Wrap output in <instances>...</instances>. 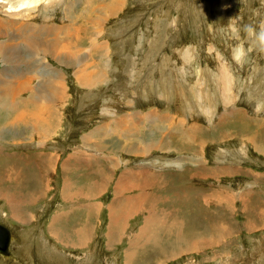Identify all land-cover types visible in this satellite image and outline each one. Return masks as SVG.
<instances>
[{
  "label": "rangeland",
  "instance_id": "1",
  "mask_svg": "<svg viewBox=\"0 0 264 264\" xmlns=\"http://www.w3.org/2000/svg\"><path fill=\"white\" fill-rule=\"evenodd\" d=\"M26 1L32 0L0 2V47L25 46L40 54L39 47L45 46L51 59L45 61L48 70L41 77L55 80L54 84L45 85L43 96L53 98L61 108L66 104L64 93L67 98L70 96L62 129L52 138L47 136L44 148L68 157L71 146L78 144L84 133L97 129L99 119V130L91 134V140L93 148L102 150V156L117 161L118 168H111L112 177L126 174L123 168L132 164L143 173L158 170L169 178L162 194L168 192V200L159 209L172 212V207L176 208L180 226L174 233L181 235V241L160 236L157 244H147L136 239L140 232L137 226L145 219L140 216L126 220V232L119 230L124 237L121 239L120 234L110 243L105 228L107 218L104 220L106 210H99L98 217L93 218L94 212L90 213L94 240L87 249L60 251L59 243L66 248L70 244L48 231L47 224L56 214L52 211L67 213L66 221L73 224L88 211L80 213L79 205H105L111 196L108 192L93 201L78 198L64 202L59 195L58 168L49 178V190L44 197L39 195L33 205L20 206L28 193L20 199L12 196L11 203L0 193V222L12 229L15 238L11 254L0 256V264H264V51L257 37L245 31V26L251 25L259 32L264 23V0H41L17 9ZM76 18L87 21L81 27L80 20L75 23L80 27L79 33L77 28H69ZM33 23L40 25L39 31L33 32ZM7 27L8 33L2 30ZM27 33L31 37L25 36ZM98 41L108 44L110 50V64H101V69L95 62L101 60L100 55L89 54L91 44L94 47ZM241 45L244 55L237 62L234 52ZM22 55L15 51L16 65L7 64L3 70L30 69L28 64H17ZM16 91L11 94L14 96ZM24 97L17 96L21 100ZM137 110L141 118L142 112L168 117H159L158 131L143 126L140 140L131 137L134 131H128L125 136L130 141L126 143L116 142L112 134L100 128L107 119L114 125L130 114L133 119L128 124H133ZM103 114L107 119H103ZM167 125L176 127L170 131ZM0 127L4 129L0 133V149L11 134L15 138L12 143L21 145L23 137L18 140L15 136L19 131L4 124ZM27 130L26 136L33 127L27 125ZM83 136L90 141V135ZM173 136L179 139L173 140ZM100 140L106 143H102L105 149H98ZM34 143L40 148L37 136ZM150 143L157 145L152 154L147 151ZM26 145L30 144L23 142L22 147ZM82 146L78 144V148ZM105 158H100V163L108 168L112 164ZM2 161L0 156V192L5 193L7 188L14 191L12 185L23 178L24 170L9 167L16 160H8V166ZM201 163L211 172L205 180L193 179L190 172ZM25 167L32 172L39 168L33 163ZM38 173L42 178V172ZM24 179L34 180L29 188L46 190L40 180L37 187L36 175L27 174ZM212 189L237 197L233 209L209 204L211 197L204 200V194ZM14 193L20 196L19 192ZM28 216L34 219L29 220ZM69 228L70 225L68 231ZM189 233L198 235L200 240L213 237L211 241H216L187 249V243L192 242L186 236ZM182 236L187 238L183 240Z\"/></svg>",
  "mask_w": 264,
  "mask_h": 264
},
{
  "label": "crops",
  "instance_id": "2",
  "mask_svg": "<svg viewBox=\"0 0 264 264\" xmlns=\"http://www.w3.org/2000/svg\"><path fill=\"white\" fill-rule=\"evenodd\" d=\"M24 17L20 18L19 20H23ZM79 20L81 22L80 27L87 23L84 18H76L69 27L72 29L77 28L78 33L80 32V27H78L79 25L77 26L75 23ZM88 24H92V22H89ZM32 27L34 29L33 32H35L39 29L40 25L33 23ZM8 28L9 27L4 28L2 30L8 33ZM11 32L14 31L11 30ZM78 33L75 34V39H78ZM25 36L31 37V34L27 33ZM34 36L40 35L34 33ZM76 42L78 43V40H76ZM105 45L99 43L98 41V43H96L94 47L91 44L89 49V54L91 53V55H100L101 60L96 58L97 60L95 61L99 63V69L103 68L102 65L110 64V59L107 58V56L110 55V50L108 44ZM6 47L7 52L5 54L4 51L6 50ZM6 47H0V52L3 51V57L0 58L2 59L0 63V91H4L3 94L0 93V125L4 124L5 127H12V129L19 131L16 132L15 136L18 138V140L20 138L22 139V137L23 139L21 140V145L12 143L15 142V140H13L15 138L14 135L11 134L6 139L5 143L7 144L2 148L4 150L2 151V149H0V156H2V162L5 163L6 166L9 165L7 163L8 160L11 162H13V160H16V163L9 165V167L12 166L18 169V171H22V169L24 170L23 178L15 180V182L13 183L15 185H12L16 189L14 191L19 192L20 196L15 194L14 191H11L10 188H7V191L5 193L0 192L2 196L7 198V203H11L12 196L15 199H20L24 194L28 193L26 200L24 199V202L20 206L35 204L37 200L39 201V195H41L42 198V196L45 195L46 192L49 190L51 180L49 178H52L57 173V169L59 168L61 173L59 172L60 174H58L56 178L60 176L61 187L59 195H61V200H63L64 202L67 199L69 200V202H73L75 201V199L87 200L86 202L90 200L93 201L95 197L98 198L108 192L111 196L110 203H106L105 205H102L101 203H97L96 206L90 205L89 203L79 205L77 209L81 210L80 213L85 211V209L88 211L82 214V220L77 221V219H75V222L73 224H71L72 222L66 221V219L69 217L67 213L62 214V210L52 211V213L56 212V214L50 220L49 224H47V226L49 225L48 231L54 237L58 236L59 238L61 236L62 238H64L65 241L63 243L70 244L69 248H66L58 242L59 247L61 248L60 251L71 252L76 249H87L88 243H92V241L94 240V233H92V231L94 230H92V221L89 222L90 213L94 212L93 218L96 216L98 217L99 210H106L104 220H106L107 218L105 228L108 229V238L110 239V243L112 241H115L120 234L121 239L124 237L119 230L122 229V232H126L125 229H123L126 226V220H128L129 218L137 220L140 216H145V219L143 220V222L141 221V223L137 226V229H139L140 232L135 235L136 239H140V241L145 240L144 243L147 244L155 243L151 238L157 233H159V231L167 230V227L161 228L153 216H150L145 212L142 213L143 211L141 203L139 202V200H137L138 196L146 194V192L148 191V184L154 182V172L152 170H149L143 173L142 170H136L138 169V166L131 164L130 168H125L126 164H123L125 166L123 170L126 174L119 173L118 176L112 177L110 175V173H113L111 171V168L118 167L115 166V162H113V160H107L104 156H102L104 155V153H100V151L102 150H97L93 148V141L91 140V134L99 130V126L97 125L98 122H100L98 121L99 119L96 121L97 129L95 131L91 129L88 131V133L83 134L90 135V141L86 139L88 136L85 137L82 135V140L83 137H85L86 140H80L78 144L80 145L82 143L83 146L79 148L78 144H76L75 146H71L72 152H70L68 157L66 156L65 158H63L60 156L61 154L56 151L54 152L52 150H46L44 147L48 144L47 136L50 134V137L52 138L59 133L58 131L61 128V121L64 116L66 117V114L64 113L66 105L70 101V96L67 98L66 92L64 93L62 99L64 100V102H66V104L63 108L58 107L56 103L59 102H56L55 100H53V98L43 96L42 89L45 87L46 84H54L55 80L53 78L46 79L41 77V74L44 71L48 70L45 66V61H49L51 59L47 55L45 46L39 47L41 50L40 54L36 52L35 49L26 50L25 46L19 47L17 49L14 47L11 48L9 45ZM15 51L21 52L23 54L20 62L17 64H23L24 66L28 64L30 69L19 68L15 66V71H13L12 69L3 70V68L7 64L11 66L16 65L14 61ZM103 58H106L107 60L105 61ZM49 73L51 74L50 71ZM16 89H18L20 93L16 91ZM14 91H16V94L13 96V94L11 93ZM20 94L25 96L24 99L21 100L17 98V96H20ZM50 101L52 103H50ZM135 114V122L133 124H128L132 123V120L130 119H133V114H130V116L127 117L128 119L121 120L120 118V121L114 122V125L111 123V121H109V119L106 118L105 114H103V119H107L108 121L106 120V122H104L103 124L101 123L102 127L100 128L103 129L102 131L105 130L108 134H112L116 142L126 143L127 141H130V139H128V136H125V132L134 131L135 134H132L131 137L135 138L137 141V139L140 138L139 134L143 133V126H150L151 131H158L159 117H168L165 116V114H163V116H160L158 114L147 115V113H143L144 115L141 118L138 115V110L135 112ZM27 125L28 127H33V130H31L29 135L26 136L25 134H27L28 132ZM3 130L4 129L0 127V133H3ZM20 133H22L23 135H21ZM36 136L40 148H37L36 143L33 144V142H35ZM23 142L24 144L30 145H26L27 147H22ZM100 142L101 144L103 143V145H106L103 140H100ZM8 143H11L12 145L9 146L10 144ZM111 143H114L113 140L111 141ZM88 151H91L92 155ZM2 153L4 155H1ZM102 157L105 158L106 162L108 161L109 164L111 163L112 165L107 168V165L104 166V164H101L100 158ZM27 163H33L35 166L39 167L38 171H36L37 169L35 170V172H32L31 169L30 171H26L28 165L27 167H25V164ZM102 165L104 167H102ZM40 171L42 172V178H40V176H37V172L40 173ZM25 173L33 175L34 177L36 175L37 187L41 182L42 187L46 188V190H41L39 188L33 190L29 188L28 186H30V184L33 183L34 180L26 181L24 177L27 174ZM144 186L147 188L145 191L143 190ZM105 207H107V209H104ZM119 207H121L120 210H118ZM74 209H76L75 206ZM26 213H28V211ZM65 216L67 217L65 218ZM33 219L34 218L29 217V220ZM65 221L67 222L66 225ZM69 225L70 231H68ZM56 245H58L57 242ZM135 248L136 246H133V249ZM131 257H133L132 254Z\"/></svg>",
  "mask_w": 264,
  "mask_h": 264
},
{
  "label": "bare ground",
  "instance_id": "3",
  "mask_svg": "<svg viewBox=\"0 0 264 264\" xmlns=\"http://www.w3.org/2000/svg\"><path fill=\"white\" fill-rule=\"evenodd\" d=\"M34 3V0L32 1H26L24 2L23 4L19 5L17 7V9H22L24 8L26 5L28 6H31L32 4ZM91 4V3H89ZM112 4V3H111ZM10 5V4H9ZM92 5V4H91ZM27 6V7H28ZM10 7H13L12 4L10 5ZM115 7V6H114ZM9 7H7L8 9ZM116 8V7H115ZM6 9V10H7ZM113 9V8H112ZM159 111V110H158ZM142 113H145V112H142ZM160 114V113H159ZM155 115V114H154ZM160 116H163V114H160ZM166 116V115H165ZM151 122V121H150ZM168 126V129H170V131H172L173 127H176V126H173V125H167ZM128 132H125V134H127ZM220 136V135H219ZM176 137H183V136H177ZM175 136L172 137L173 140H177L179 138H176ZM184 138V137H183ZM172 140V141H173ZM184 141L183 139H181L180 142ZM188 142V141H187ZM251 142V141H250ZM99 143V144H98ZM183 145V144H182ZM97 146H98V149H105L106 146H103L102 147V144L101 142H97ZM96 146V148H97ZM190 147V146H189ZM95 148V147H94ZM157 148V145L156 144H153V143H150L147 145V151L149 154H152ZM108 149V148H107ZM139 147L136 149L138 150ZM118 151V153L120 154V151H119V148L116 149ZM138 157H140L139 154L135 153ZM92 155V153H91ZM90 155V156H91ZM79 163V162H78ZM190 163V162H189ZM115 166H119L117 161H115ZM192 164V163H191ZM82 166V165H81ZM79 168V167H78ZM185 167L182 166L181 169H184ZM76 169V168H75ZM83 169V168H82ZM81 169V170H82ZM141 171V170H140ZM180 171V170H179ZM160 172V171H159ZM158 170H156V173L153 174L154 176V182H151L148 184V189L144 186L143 187V190L145 191L146 189L148 190L146 192V194L142 195V196H138L137 200H139V202L141 203V207H142V213H147L149 214L150 216H153L156 220V222L158 223V225L161 227V228H165L167 227V230H161L159 231V233H157L156 235H154L151 239L156 243L158 242L160 236H163L165 237L166 239H168L167 237H169V239L173 240V241H176L177 243L181 241V235H176L174 232L179 228L180 226V220H179V217H178V214L176 212V208L175 207H172L174 210H172V212L170 211H167L165 209H159V206L160 204L166 200H168L167 198V195L169 194L168 192H165L164 194L165 195H162L163 194V191L166 190V186H167V182L169 179L167 176L164 177L163 173H159ZM211 172V169H207L205 164L201 163L198 167H195L194 170L191 173V176L193 179H199V180H205L207 178V176H209V173ZM173 179V177H171ZM194 182L197 183V181L194 180ZM256 184V180L254 182ZM253 183V184H254ZM97 185V184H96ZM103 186V185H102ZM173 186V184L171 185ZM79 188V187H78ZM174 191H171V193H174ZM169 196V195H168ZM207 197H211L209 198L208 200V203L209 204H212L213 206L217 207L218 205H222V208L223 209H226L228 211H230V209L234 207V205H236V199H238L237 197H234L233 195H229L228 193L224 192V191H221V190H214L212 189L209 193L207 192V194L205 193L204 194V200L207 199ZM240 197V195H239ZM244 198V197H243ZM243 202V201H242ZM167 203V202H166ZM205 204H207V202L205 201ZM164 205V204H163ZM146 206V210L144 209V207ZM121 207L118 208V210H120ZM207 209V208H206ZM210 210V208H208ZM217 208H215L214 210L216 211ZM231 209V210H232ZM226 212V211H225ZM182 213V212H180ZM223 213V212H222ZM264 214V212H263ZM177 216V217H176ZM261 218H264V217H261ZM200 217L198 218V221ZM185 220V219H184ZM263 220V219H262ZM200 223V222H198ZM10 228V227H9ZM213 231L214 233L212 235H215V232H216V228L213 227ZM11 229V228H10ZM221 230V229H220ZM11 232H12V229H11ZM179 232V231H178ZM177 232V233H178ZM13 234V233H12ZM13 236V235H12ZM188 237V241L189 240H192V242H190L191 244L187 243V249H193V248H197L200 244H202L201 242H204L206 244H210L211 242H214L216 241V239L214 238V241H211V239H213V237H208V239L206 238L203 239V240H200L198 235H195V234H187L186 235ZM186 236H182V239L185 240V238H187ZM195 236V237H194ZM211 236V235H210ZM202 238V237H201ZM14 237H12V241L11 243H9V255L11 254L10 253V249H11V246H12V243L14 241ZM160 241V240H159ZM184 243V242H183ZM178 249V248H177Z\"/></svg>",
  "mask_w": 264,
  "mask_h": 264
},
{
  "label": "clouds",
  "instance_id": "4",
  "mask_svg": "<svg viewBox=\"0 0 264 264\" xmlns=\"http://www.w3.org/2000/svg\"><path fill=\"white\" fill-rule=\"evenodd\" d=\"M0 2H6V0H0ZM41 0H34V3H40ZM8 11H12L11 8L8 9ZM230 27H232V25H229ZM235 30V29H234ZM245 31L248 33L249 36H253L255 35L257 37V39L260 41V48L262 51H264V23H261L259 26V32L257 33L255 31V29L251 26V25H246L245 26ZM244 52H243V47L238 46L237 49L234 52V59L237 60V62H239L241 60V58L243 57ZM257 111H259V105L257 106Z\"/></svg>",
  "mask_w": 264,
  "mask_h": 264
},
{
  "label": "water",
  "instance_id": "5",
  "mask_svg": "<svg viewBox=\"0 0 264 264\" xmlns=\"http://www.w3.org/2000/svg\"><path fill=\"white\" fill-rule=\"evenodd\" d=\"M10 243L9 231L0 225V254L9 256L8 246Z\"/></svg>",
  "mask_w": 264,
  "mask_h": 264
}]
</instances>
